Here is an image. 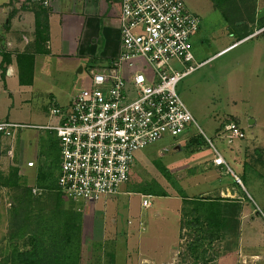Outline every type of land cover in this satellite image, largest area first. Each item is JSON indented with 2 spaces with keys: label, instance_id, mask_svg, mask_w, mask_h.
Here are the masks:
<instances>
[{
  "label": "rangeland",
  "instance_id": "374dc122",
  "mask_svg": "<svg viewBox=\"0 0 264 264\" xmlns=\"http://www.w3.org/2000/svg\"><path fill=\"white\" fill-rule=\"evenodd\" d=\"M65 1L70 5V0ZM182 1L186 11L201 20L190 41L195 61L207 60L176 87L196 125L192 124L183 137L164 136L137 151L130 181L120 186L118 194L101 196L95 203L78 200L74 204L62 195L63 208L72 207L80 216L81 264H106L110 254L115 264H264V32L256 35L259 28L253 25L251 36L230 47L240 39L232 11L224 16L212 0ZM120 5L121 0H113L114 13L109 15L116 26ZM247 7L246 22L254 15L256 20L264 17V0H251ZM53 32L50 54L35 57L32 74L24 73V79L32 78V82L21 85L16 62L12 75L2 65L4 54L13 56L16 50L9 48L10 34L0 27V121L55 126L57 120L50 117V110L67 109L77 93L90 88L89 69L106 64L102 38L94 42V52L84 58L62 52L61 28L56 22ZM19 45L27 49L25 41ZM232 120L238 122L245 138L228 143L218 135ZM190 139H197L195 145L188 144ZM48 141L56 155L59 143L51 131L28 128L14 138L0 137V181L16 168L21 187L15 190L0 184V264L8 247L6 235L11 232L13 207L20 210L16 201L22 188H37V171L49 162ZM217 155L224 164H214ZM30 161L35 162L32 168L26 166ZM145 190L151 191L149 195ZM160 190L167 196H158ZM41 195V201H36L38 196L33 194L30 214L34 219L53 210L51 193L42 190ZM146 196L151 197L149 209L141 206ZM184 196L220 198L240 205L236 231H228L211 244L206 242L200 249L205 255L198 257V262L188 253L197 233L185 224L184 208L192 205L183 201ZM26 241L19 240L21 248Z\"/></svg>",
  "mask_w": 264,
  "mask_h": 264
},
{
  "label": "built area",
  "instance_id": "2783aa9c",
  "mask_svg": "<svg viewBox=\"0 0 264 264\" xmlns=\"http://www.w3.org/2000/svg\"><path fill=\"white\" fill-rule=\"evenodd\" d=\"M17 1L50 8L54 0ZM118 22V55L89 69L90 88L77 93L67 109L50 110L55 126L0 121V137L14 138L28 128L55 133L59 191L73 202L95 203L101 196L118 194L130 181L137 151L164 136L183 137L196 125L176 87L206 63H197L191 49L199 17L187 12L182 0H121ZM263 32L261 28L256 35ZM218 137L232 143L243 140L245 133L232 120ZM214 164H224L220 155ZM26 166L32 168L35 162ZM32 192L39 196L42 190L34 187ZM150 198L143 197L142 208L151 207Z\"/></svg>",
  "mask_w": 264,
  "mask_h": 264
},
{
  "label": "trees",
  "instance_id": "16d2710c",
  "mask_svg": "<svg viewBox=\"0 0 264 264\" xmlns=\"http://www.w3.org/2000/svg\"><path fill=\"white\" fill-rule=\"evenodd\" d=\"M220 9L224 16L227 13L235 14L236 33L239 35L241 42L251 36L254 31L252 26L256 25L259 29L264 28V17L256 20L255 15L247 18L251 20L246 22V12L248 11L247 3L251 0H212ZM36 41L38 47L45 45L43 33L46 27L36 22ZM247 25H250L247 29ZM234 43V44H236ZM233 45H231L232 47ZM38 52L45 53L46 49ZM11 63V56L7 53L2 57V65L7 67ZM16 64L20 74V84L28 85L32 82V78L24 79V73L32 74L34 67V56L32 53H23L16 56ZM197 139H190L189 145L193 146ZM188 145V146H189ZM46 157L49 162L42 165L36 176V185L38 189L51 193V202L53 210L49 214L31 217L32 209L35 201L32 194V188L24 187L20 191L16 204L20 207H13V220L11 221V232L6 235L8 247L4 250L3 263L1 264H81V220L79 213L71 207V209L63 208L62 193L58 187V176L60 174V147H57V154L53 153V144L48 141L46 145ZM44 164V163H43ZM59 171V172H58ZM57 172V174H55ZM167 174L166 170H163ZM18 169L11 170L7 178L0 181L3 187L10 189H20ZM55 176H57L55 178ZM148 194V190L144 191ZM158 196H167L163 190L156 192ZM45 195V194H44ZM35 197L36 201H41L42 196ZM149 195V194H148ZM155 195V194H154ZM183 201L192 208H184V215L187 216L185 224L195 229L197 235L195 241L189 243L188 253L199 258L205 255L200 249L206 244L224 238L228 231L235 232L238 226L237 211L240 205L232 200H224L220 198H197L188 199L184 196ZM70 203L74 204L72 200ZM42 213V210H39ZM187 213H189L187 215ZM34 228V229H33ZM27 239L23 248L19 245V240ZM196 254V255H195ZM110 256V257H109ZM199 257V258H198ZM106 264H115L114 257L108 255Z\"/></svg>",
  "mask_w": 264,
  "mask_h": 264
},
{
  "label": "crops",
  "instance_id": "0c3cea01",
  "mask_svg": "<svg viewBox=\"0 0 264 264\" xmlns=\"http://www.w3.org/2000/svg\"><path fill=\"white\" fill-rule=\"evenodd\" d=\"M65 2V0H54L50 8H41L17 0H0V27L10 34L7 42L9 48L14 47V52L16 50L15 53L11 51L13 56L8 52L11 56V63L7 68L8 75L13 74V61L16 62L18 54L32 53L34 67L36 66V56L50 54L49 51H51L52 45L54 46L53 25L55 22L61 28L60 49L64 54H77L79 57L88 58L86 55L89 52H94V42L98 41L100 37L106 44L102 51V57L106 64L118 55L120 51L119 25L117 24L119 14L115 17L117 26L112 23L109 16L114 13L111 9L113 0H70V5H65ZM37 19L39 25L46 27L42 36L46 41L45 49L48 53L38 52L40 47L41 51L44 49V45L38 47L35 44L34 34H36ZM22 40L25 41L27 49L26 47L21 49L19 43ZM234 46L236 45L234 44ZM81 69L83 72V68Z\"/></svg>",
  "mask_w": 264,
  "mask_h": 264
},
{
  "label": "water",
  "instance_id": "95a60500",
  "mask_svg": "<svg viewBox=\"0 0 264 264\" xmlns=\"http://www.w3.org/2000/svg\"><path fill=\"white\" fill-rule=\"evenodd\" d=\"M79 72H80V73L82 72V69H81V68L79 69Z\"/></svg>",
  "mask_w": 264,
  "mask_h": 264
}]
</instances>
